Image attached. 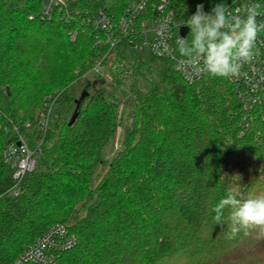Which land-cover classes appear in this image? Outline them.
I'll list each match as a JSON object with an SVG mask.
<instances>
[{
    "label": "trees",
    "instance_id": "1",
    "mask_svg": "<svg viewBox=\"0 0 264 264\" xmlns=\"http://www.w3.org/2000/svg\"><path fill=\"white\" fill-rule=\"evenodd\" d=\"M134 1L65 0L42 18L40 0H0V263L61 223L77 243L57 264H264V238L230 239L211 210L229 189L264 194V102L247 103L230 78L189 83L147 51L121 53L126 62L112 71L120 92L87 75L106 47L95 45L85 12L118 15ZM230 1L173 7L185 22L198 4L209 13ZM19 134L36 165L15 195L5 150Z\"/></svg>",
    "mask_w": 264,
    "mask_h": 264
},
{
    "label": "built area",
    "instance_id": "2",
    "mask_svg": "<svg viewBox=\"0 0 264 264\" xmlns=\"http://www.w3.org/2000/svg\"><path fill=\"white\" fill-rule=\"evenodd\" d=\"M40 1L43 3L42 18H50L56 7L65 6V0ZM245 4H260L259 11L264 13V0H231L227 6L235 11ZM82 22L93 30L95 45L106 47L104 54L94 62L90 73L113 80L112 71L123 66L124 59L120 58L119 52L128 50L132 53L147 51L157 58L169 60L189 83L205 75L194 76L189 80L186 78L187 71L180 65L182 57L176 50L177 38L190 40L191 37L189 32L185 37L181 34L185 22L177 18L173 0H137L128 4L118 15L97 9L85 12ZM257 23H264V14L257 16ZM69 34L74 39L77 33L71 29ZM256 48L259 50L258 55L242 66L239 76L230 78L241 86L240 94L247 103L264 102V31L258 33ZM51 110L52 105H48L41 111L40 122L44 130L49 124ZM5 158L14 168V184L10 190L17 195L19 184L35 168V151L19 136L16 143L11 142L7 146ZM76 243L77 239L69 229L64 224L56 223L14 259L4 264H57L56 253L68 250Z\"/></svg>",
    "mask_w": 264,
    "mask_h": 264
},
{
    "label": "clouds",
    "instance_id": "3",
    "mask_svg": "<svg viewBox=\"0 0 264 264\" xmlns=\"http://www.w3.org/2000/svg\"><path fill=\"white\" fill-rule=\"evenodd\" d=\"M260 8V4H245L231 11L220 3L205 13L204 5L198 4L183 24L190 29L191 39L176 41L186 78L191 80L201 74L226 79L239 76L242 66L259 53L258 33L264 31V23H257V16L264 14ZM225 209L229 210L227 219ZM211 210L215 225L223 228L227 224L230 239L241 232L249 235L253 230L258 238H264V194L243 198L237 189H229Z\"/></svg>",
    "mask_w": 264,
    "mask_h": 264
},
{
    "label": "rangeland",
    "instance_id": "4",
    "mask_svg": "<svg viewBox=\"0 0 264 264\" xmlns=\"http://www.w3.org/2000/svg\"><path fill=\"white\" fill-rule=\"evenodd\" d=\"M123 51H120L119 52V55H120V58H121V53H122ZM124 53H131V54H133L132 52H130V51H128V50H126ZM123 61V65L125 64V62H126V59H124V60H122ZM87 75H89V77H90V79L91 80H96V79H103V80H105V83H104V87L107 89V90H114L116 93L117 92H120V88H118L117 86H114L113 85V80H107V79H105V78H102V77H100V76H98V75H96V74H94V73H90V71L87 73ZM107 83V84H106ZM45 108H47V105H45L44 106V108L42 109V111L45 109ZM52 111H53V108H52V110H51V113H52ZM40 114H41V112H40ZM40 114H39V116H40ZM49 121H50V119H49ZM48 126H49V124H48ZM48 126H47V128H48ZM122 129L121 128H119L118 129V131H117V135H116V138L114 139V142H113V144L112 145H110V146H108V148L106 149V153H107V158H111L113 155H114V153L116 152V150L119 148V146H120V136H121V131ZM19 136H22L24 139H25V141L27 142V139L23 136V135H21V134H19ZM0 140H2V138L0 139ZM29 145V144H28ZM30 147V146H29ZM31 148V147H30ZM31 150H33L32 148H31ZM34 151V150H33ZM102 169H98V171H97V173H96V176H95V178L97 179L98 178V174L100 173V172H102L101 171Z\"/></svg>",
    "mask_w": 264,
    "mask_h": 264
},
{
    "label": "water",
    "instance_id": "5",
    "mask_svg": "<svg viewBox=\"0 0 264 264\" xmlns=\"http://www.w3.org/2000/svg\"><path fill=\"white\" fill-rule=\"evenodd\" d=\"M188 32H189V28H188L187 26H183V27L181 28V34H182L184 37L188 34ZM87 94H88V91H87L86 89H84V90L82 91V94H81L80 98L78 99V105H77V108H76V110H75L74 114L72 115L71 120H70V122H69L70 125L76 120V118H77V116H78V108H79V106H80L82 100L87 96Z\"/></svg>",
    "mask_w": 264,
    "mask_h": 264
}]
</instances>
